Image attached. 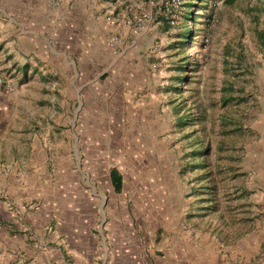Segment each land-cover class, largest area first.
Wrapping results in <instances>:
<instances>
[{"label":"rangeland","instance_id":"rangeland-1","mask_svg":"<svg viewBox=\"0 0 264 264\" xmlns=\"http://www.w3.org/2000/svg\"><path fill=\"white\" fill-rule=\"evenodd\" d=\"M135 3L152 9L151 0H123L119 17ZM174 12L175 25L155 15L150 24L154 55L135 80L145 84L128 92L109 80L106 96L95 90L70 127L78 139L50 119L31 138L8 128L0 139V264L77 262L79 225L94 220L72 219L69 204L81 196L71 168L92 195L105 186L117 262L221 264L222 255L264 264V0H182ZM202 144L205 155H193Z\"/></svg>","mask_w":264,"mask_h":264},{"label":"crops","instance_id":"crops-1","mask_svg":"<svg viewBox=\"0 0 264 264\" xmlns=\"http://www.w3.org/2000/svg\"><path fill=\"white\" fill-rule=\"evenodd\" d=\"M122 4L123 0H0V74L6 81L0 87V139L8 128L11 134L18 132L31 138L29 130L41 122L49 126V119L53 127L75 128L79 119L83 121L80 112L90 109L95 90L106 96L109 80L118 89L125 86L128 92L133 86L145 84H136L135 80L143 76V65L154 55L155 29L133 36L127 27L109 24L106 15L119 17ZM113 33L125 38L117 56L107 45V38ZM85 121L88 122L82 125L91 123L89 119ZM72 136L79 138L70 128L66 139ZM71 169L81 196L69 204L72 219L82 223L87 222L85 217L94 220L79 225V248H74L72 256L77 257V262L73 263L122 264L109 250L113 214L104 196L105 186H99L92 195L82 188L80 176ZM56 233L49 235L64 241L65 237ZM51 237L47 242L54 239ZM86 241L93 245L87 254L81 249ZM258 252L252 249L247 254L255 261ZM219 260L228 264L222 255Z\"/></svg>","mask_w":264,"mask_h":264},{"label":"built area","instance_id":"built-area-1","mask_svg":"<svg viewBox=\"0 0 264 264\" xmlns=\"http://www.w3.org/2000/svg\"><path fill=\"white\" fill-rule=\"evenodd\" d=\"M182 0H151L150 10H145L139 3H135V12L130 16L115 17L112 14L106 15V21L111 25L125 26L130 29V33L133 36H138L141 32L148 31L151 29V22L153 21L154 15H167L168 23L175 25V10L180 8ZM125 43V38L121 34L113 33L107 38V45L111 53L115 56L119 55L122 47ZM6 81L0 74V87L5 85Z\"/></svg>","mask_w":264,"mask_h":264},{"label":"trees","instance_id":"trees-1","mask_svg":"<svg viewBox=\"0 0 264 264\" xmlns=\"http://www.w3.org/2000/svg\"><path fill=\"white\" fill-rule=\"evenodd\" d=\"M225 1H226V3L232 4L235 0H225ZM254 8L255 9H258V7H256V6ZM168 14L169 13H165L163 15H158V18L159 19H161V20H163V21L166 22V23L163 24V27H164V25H166L165 28L168 27L167 24H169L168 23V18H167V15ZM183 36L184 37H188L187 34L186 35H183ZM257 37H258V40H259V44H260L261 48L264 51V34L262 32H258L257 33ZM181 63L182 64H181V66H179L180 68H178V69L182 71L183 68L185 67V64L187 63V61L186 60L185 61L183 60V62H181ZM178 79H179L178 81L180 83L183 78H178ZM198 142H199V140H198ZM195 151L196 152H194L193 155H195L197 157L203 156L206 153V146H203V144H202V146L200 145L199 149L198 150H195ZM191 167L192 168H194V167L195 168H197V167H204V165L202 163H198V164H192ZM109 174H110L111 184H112L114 190L116 192H120L122 190V184H123L122 175L120 174V172L116 168H111ZM213 189H214L213 186H212V188H209V193L210 192L212 193V190ZM205 200L213 202L214 197L212 196V197H209V198H205ZM210 205H211V207H214L212 204H209V205L205 206V208L209 207Z\"/></svg>","mask_w":264,"mask_h":264}]
</instances>
